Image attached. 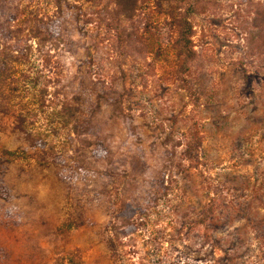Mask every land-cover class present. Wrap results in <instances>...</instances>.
I'll list each match as a JSON object with an SVG mask.
<instances>
[{"label":"rangeland","instance_id":"374dc122","mask_svg":"<svg viewBox=\"0 0 264 264\" xmlns=\"http://www.w3.org/2000/svg\"><path fill=\"white\" fill-rule=\"evenodd\" d=\"M256 2L200 0L189 94L168 3L127 16L112 0H0V52L18 55L25 90L12 105L29 109L27 132L0 111V264H264ZM71 209L83 224L69 229Z\"/></svg>","mask_w":264,"mask_h":264},{"label":"trees","instance_id":"16d2710c","mask_svg":"<svg viewBox=\"0 0 264 264\" xmlns=\"http://www.w3.org/2000/svg\"><path fill=\"white\" fill-rule=\"evenodd\" d=\"M142 0H112V4L117 6V8L122 7L126 13L125 15L129 16L127 13V8H135L136 4ZM160 6L164 3L170 5V15H172L173 24L177 30L176 36V47L178 56L181 59V62L178 67V80L180 88L184 89L187 93L193 94V88L189 84L187 79V74L189 73L192 63L196 58V50L192 43V36L194 34L192 18L199 12L200 0H195V3L192 5L189 4L188 0H155ZM126 6V7H124ZM252 18L251 22L252 27L258 30L255 38L253 40V46L260 50L264 49V6L259 2L253 3L252 7ZM110 12V11H109ZM119 15V14H116ZM113 16V13H110V16L115 21L114 28L118 30L119 34L125 35L126 37L130 36V32H126L124 27H119L118 18ZM31 36L37 39H40V43L46 41V35L39 29H32ZM19 61V57L10 45H5L2 47L0 52V111L4 114L16 113L15 116L18 119V127L21 131L27 132V117L29 109L20 107L15 111V105L12 103H22L24 86H22V81L16 79L14 75V64ZM46 94V88L41 89L42 97ZM79 112L76 108H73L68 105L61 107L60 115L65 122H71L72 130L76 135L80 133V118ZM30 144L33 147H38L43 149L47 146V141L42 137H36L32 139ZM102 148L94 152L95 155L101 152ZM8 154L13 155V151H8ZM33 160L36 161L38 165H54L53 161H47V159L39 152L34 153ZM71 204V203H69ZM72 209L69 210L66 216V227L67 228H77L83 224L82 216L80 214L72 215ZM125 213V211H123ZM120 211L117 212V217L125 218Z\"/></svg>","mask_w":264,"mask_h":264}]
</instances>
